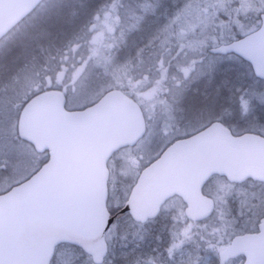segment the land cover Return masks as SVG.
Returning <instances> with one entry per match:
<instances>
[{
    "label": "rangeland",
    "instance_id": "rangeland-1",
    "mask_svg": "<svg viewBox=\"0 0 264 264\" xmlns=\"http://www.w3.org/2000/svg\"><path fill=\"white\" fill-rule=\"evenodd\" d=\"M167 1L169 9L178 6L171 11L169 20L172 25H180L178 42L181 41V45L177 46L181 50L172 51L171 42L177 40L162 36V31L157 33L156 37L160 38L146 53L139 51L132 61L115 70L109 69L107 60L102 69L98 65L105 57L113 55L111 49H116L115 44L122 43L123 37H117L128 28L133 30L128 17L133 15L131 19L134 20L151 11V7L144 5L153 0H45L40 11L0 42V142L7 141L16 147L7 160L0 156V193L27 179L45 161L43 154L17 137L21 107L32 94L45 87L61 88L68 97L69 109L82 108L96 101L105 89L103 84L99 85L100 81L106 82L107 88H113L116 83L132 85L138 82L132 89L139 97L153 95L148 103L149 110H146L149 132L135 146L117 152L110 163L114 174L111 200L118 208L125 202L135 180V164L142 167L153 161L171 139L191 131L181 119L194 118L201 125L218 117L227 123L234 135L264 134V81L249 74L250 66L236 56H206L207 49L220 44L214 33L198 32L197 47L185 44L195 34L194 27L199 31V18L196 17H201L202 10L205 11L212 0H188L181 4L179 0ZM167 1L159 0L156 6V11L163 7L165 16ZM93 2L98 3L93 11L99 16L94 33L90 35L93 28L88 25L92 22L82 27L80 24ZM112 4L123 5L113 8ZM118 8L122 11L115 10ZM111 15H119L123 20L109 23ZM245 19L250 21L249 16ZM142 29H146L145 25ZM110 39V48L104 47ZM131 50L129 46L121 49L115 61L125 60ZM203 51L206 53L202 54ZM86 59L91 62L88 66L95 67L94 63L100 69L90 68L92 78L89 81L88 66L82 63ZM102 71L107 74L103 75ZM176 110L181 119L174 116ZM220 181L223 180L213 178L206 191L210 193ZM213 194L216 210L207 221L196 226L164 225L166 221L184 220V214L174 205L172 208L164 206L157 219L159 225L138 226L120 217L108 233L109 253L103 264H228L219 261L218 252L228 243L226 239L249 231L264 215L261 211L264 209V184L248 181ZM69 257L73 264H92L81 250L68 245L57 249L52 264H64Z\"/></svg>",
    "mask_w": 264,
    "mask_h": 264
},
{
    "label": "water",
    "instance_id": "water-1",
    "mask_svg": "<svg viewBox=\"0 0 264 264\" xmlns=\"http://www.w3.org/2000/svg\"><path fill=\"white\" fill-rule=\"evenodd\" d=\"M41 1L0 0V39ZM210 52L238 55L264 80V14L256 31ZM64 105L63 95L50 91L33 98L21 113L20 136L39 152L49 151L50 158L30 178L0 194V264H50L62 243L79 246L96 264L108 252L106 234L113 217L107 209V163L114 152L143 136V118L118 90L82 110L67 111ZM214 174L233 182H264V137L232 136L214 122L177 140L142 172L120 212L144 222L177 194L188 203V217L202 220L213 204L201 190ZM238 255L246 257L244 264H264V219L259 233L236 237L220 258Z\"/></svg>",
    "mask_w": 264,
    "mask_h": 264
},
{
    "label": "trees",
    "instance_id": "trees-1",
    "mask_svg": "<svg viewBox=\"0 0 264 264\" xmlns=\"http://www.w3.org/2000/svg\"><path fill=\"white\" fill-rule=\"evenodd\" d=\"M158 1L159 0H153V3L150 2L149 5H144L145 7H151L152 9L143 16L136 17L134 20L131 19L134 18L133 15L128 17L129 23L132 24V27H134L133 30L131 29L128 30L129 29L128 28L123 33V35H119L121 38L123 37V41L121 43L122 45L115 44L116 49H111L114 50L113 55L110 56V58L105 57L103 63L100 62L99 67H101V69L104 67V63L106 62V60L109 61L107 63L109 65V69L115 70L116 68H119L127 64V61H132L135 58V56L139 54V51L140 52L143 51V53H146L149 50V46L160 38V36L156 37L157 33L161 34L162 31H163L162 36L177 40L176 43L171 42L172 45L174 46L181 45V41L178 42V36L180 35L179 34L180 25L178 23H174V25H172V23L170 24V20H169V18L172 15L170 14L171 11L176 9L178 6L169 9L168 8L169 1L166 0L167 16H165L164 14L165 10L163 9V7L159 9V11H156V6L158 5ZM183 1H188V0H179V4L183 3ZM118 5L122 6L123 4L122 5L112 4L113 8H117ZM97 6L98 3L93 2L91 4L90 10L89 12H87L85 20L80 24V27H82V25H84L85 23H87L86 25H88V23L92 22L90 25H88V28L89 27L93 28L90 35L94 33V30L97 26L96 22L98 21L97 17L99 15H94V11H93V9H95ZM115 10L122 11L119 8ZM262 12H264V0H212L211 4L207 6L206 10L205 11L202 10L201 17L200 16L196 17L199 18V23H198L199 31L196 29V27H194L195 34L192 37H190L191 40H186L185 44L186 45L192 44L193 47H197L198 40L200 38V37L198 38L197 36L198 32H202L204 35H207L206 34L207 32H209L210 35L214 33V36L217 37L216 41H219V43L232 41L258 28L260 24V14ZM248 16L250 17V21H246L245 19ZM111 17L110 19L108 18L109 20L107 19L109 23L114 24L116 23L117 20H123L122 18H119V15H111ZM143 25H145L146 27L145 30L142 29ZM78 27L73 30L74 33L76 30H78ZM103 28H105L104 25ZM167 28L169 31H166ZM111 40L112 39L106 41L104 43V47L110 48ZM126 46L132 48L129 55L125 58V60L121 62H116L115 59L120 55V50ZM95 59L96 57H94L93 61H95ZM82 63H84V65L87 66L91 64V62L87 59ZM88 71L90 73V68L88 69ZM101 73L103 75L107 74L106 72L104 73L103 71ZM249 74H251L250 69H249ZM118 86L122 88V87H126L127 84L116 83L114 87L117 88Z\"/></svg>",
    "mask_w": 264,
    "mask_h": 264
},
{
    "label": "flooded vegetation",
    "instance_id": "flooded-vegetation-1",
    "mask_svg": "<svg viewBox=\"0 0 264 264\" xmlns=\"http://www.w3.org/2000/svg\"><path fill=\"white\" fill-rule=\"evenodd\" d=\"M134 90L132 93L131 91ZM130 97L131 99L134 100L135 103H137V105L140 107L142 113H143V118H144V123H145V128H149V118H148V115L146 114V110L148 109V103L150 101H152L151 99L153 98V95H150V96H147V97H142L138 95V93L136 92V90L132 87H127L125 90H124ZM149 106H152V104H150ZM149 110V109H148ZM163 114H164V111H163ZM167 115H169V111L166 112ZM174 116L176 118H179V110H176L175 111V114ZM181 119V118H179ZM183 123H186V125H188L187 127H189L191 129V131H189V133H195L196 132V129L198 128V125L197 123L195 122L194 118L192 119H188V118H183L181 119ZM167 128H169V126L167 125ZM186 128V127H185ZM179 133L181 132V129H178ZM188 133V132H186ZM124 163V162H123ZM151 163V162H150ZM150 163H147L145 164L144 166H139V163L138 164H135L134 166V170L136 169L137 170V174H136V177H135V180L133 181V183L131 184V187H130V191H129V194L131 193V190L133 189V187L135 186V184L137 183L138 181V178L139 176L141 175L142 171L150 164ZM125 165V164H124ZM125 169H127L125 167ZM121 171V170H120ZM119 171V172H120ZM111 172V175H110V186H109V191H110V195H109V198H108V206L110 207V212L112 215L115 216V220L114 222L119 219L120 217L122 218H127L129 220V222H132L134 225H138V226H144V227H147V226H154V225H159L160 223H158V217L157 216L156 218L152 219V220H148L146 222H136L134 220L131 219V216L129 214H119V210L121 209L122 206H120L119 208L115 205L112 204V179H113V171L110 170ZM130 173V172H129ZM120 176V175H119ZM217 181H219V179H222L223 181H220L218 186H216L215 188H213V186L211 188L212 191L210 193H208V191H206V187H208V184L211 182L210 180L205 184L204 188H203V193L204 195H206L207 197H209L213 202H214V208H213V211H212V214L214 213V211L216 210V203H215V200H214V194L212 195V193H216V192H219L221 191L222 189L224 188H235V187H238V186H242L244 185L247 181L245 182H242V183H235V182H229L226 178L224 177H220V178H216ZM128 194V196H129ZM127 196V198H128ZM114 199V198H113ZM127 200V199H126ZM125 200V202H126ZM124 202V203H125ZM172 205H174L176 208H179L180 210V213L181 214H184L183 218L184 220L182 222H176V221H166L164 222V225H171V224H180L181 223V227L179 228H184L185 225H199L200 224V221L199 220H195V219H191L190 217H188L186 211H187V204L186 202L184 201V199L180 196H173L171 197L170 199H168L165 204L163 205V207L161 208V211H160V214L161 212L164 210V206H168L170 208H172ZM159 214V215H160ZM212 216V215H211ZM264 217V215H262V217L260 219H258L255 223V226L253 228H251L249 231H245L243 233H237V234H233L231 235L228 239H226V241H228V243L225 245V247H223V249H221L219 252H218V255L221 251L224 250V248H227L231 243L232 241L234 240V238L236 237V235H243V234H253V233H256L258 232V226L262 220V218ZM176 222V223H175ZM177 226V225H176ZM193 226V227H194ZM170 229V228H169ZM168 229V230H169ZM225 241V242H226ZM219 258V257H218ZM220 261V260H219ZM151 262V261H150ZM222 262V261H220ZM228 264L233 262V263H236L238 262L239 264H244L245 262V258L244 256L242 255H239V256H236V257H233V258H230L228 261H226ZM226 262H222V263H226ZM152 263V262H151ZM153 264V263H152Z\"/></svg>",
    "mask_w": 264,
    "mask_h": 264
},
{
    "label": "snow or ice",
    "instance_id": "snow-or-ice-1",
    "mask_svg": "<svg viewBox=\"0 0 264 264\" xmlns=\"http://www.w3.org/2000/svg\"><path fill=\"white\" fill-rule=\"evenodd\" d=\"M220 51H225V49H220ZM14 151H16V147L15 145H13L10 142H0V156L4 157L6 160L9 157L10 154H12ZM262 212H264V209L261 210ZM113 227H115V225H113ZM64 264H73V261L71 259V257H69Z\"/></svg>",
    "mask_w": 264,
    "mask_h": 264
}]
</instances>
